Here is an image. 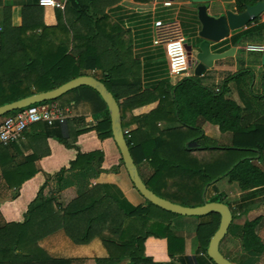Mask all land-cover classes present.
Returning <instances> with one entry per match:
<instances>
[{"label": "crops", "instance_id": "obj_1", "mask_svg": "<svg viewBox=\"0 0 264 264\" xmlns=\"http://www.w3.org/2000/svg\"><path fill=\"white\" fill-rule=\"evenodd\" d=\"M58 1H64L62 10L41 7L37 4V0H0V33L7 36L11 35L9 29L12 28L16 29L15 32H17V28L22 23L21 12L27 9H30L31 20L40 22L44 26H57L58 16L60 15L64 24V27L61 26L60 28L63 31L68 29L69 32L81 31L85 33L97 30L100 37L95 44L103 52L100 61L103 65L113 64L114 66L113 79L117 83L114 89L117 92H128L132 96L135 93L153 95V97L149 96V99L140 105L123 108L121 124L122 129L129 132L128 138L132 135L135 141L142 143L143 141H152L156 136L162 135L164 138H170L172 142L176 141L178 144H183L189 138L195 136L196 133L192 129L180 126L178 123L174 116L173 105L167 98L168 95L166 96L167 99L165 98L163 101L158 96L161 93V87L165 83L166 76L158 78L154 76L153 57L159 48L152 43L153 32L151 29V23L156 18L173 19L181 26L182 19L188 17V21L185 19L187 24L189 19L196 15L190 0H75V5L79 6L83 16L80 19H76L75 12L77 11H72L67 0ZM166 1H169L171 5L165 7L163 3ZM209 4L208 12L211 15H218L225 10L234 11L232 0H212ZM155 12H157L156 16L153 15ZM90 17L99 19L97 25L92 23ZM251 27L259 28L258 34L255 33L245 38L239 44H229V48H236L234 55L214 62L213 67L204 71L201 76H195L192 68L193 74H188L186 77L198 78L203 86L215 91L225 87L227 90L225 97L241 105L238 92L239 86L235 79L225 82L229 77L241 73L245 74L244 78L247 86H251L255 94H260L261 77L264 73V12L257 18L256 22L251 23ZM246 28L242 29L245 30ZM198 30L199 24L196 31ZM232 33L230 32L229 37ZM18 43L14 39L6 40L5 47L6 49L9 46L16 48ZM80 43L85 45V41L77 40L75 42L70 39L67 47L71 51L74 44L78 45ZM215 44L218 43H212L211 49ZM250 45L260 46L263 49L250 50L248 49ZM107 49L110 51L107 52ZM212 51L218 52L213 49ZM165 67L167 70L166 57ZM96 73L100 74L101 71L98 70ZM157 86H160V89H157ZM124 99H120L118 103H122ZM64 109L69 111L70 118L81 117L73 130L91 129L97 123L89 105L81 103ZM100 118L101 116H99ZM198 124L203 135L207 138L216 141L218 144L222 141L229 144L230 133H221L217 125L201 119ZM30 128L23 140L18 141L15 146L7 148L8 157L11 158V161H6L7 164L4 169L10 170L11 167L17 164L27 162L28 157H34V159L20 168L19 174L12 173V176L9 175V181H4L0 174V225L4 223L22 225V223H25L26 226H29L30 224L31 226L26 229V234L23 237L25 248L34 250V246L37 245L46 256L51 259H65L68 264H138L140 262L163 264L170 261L168 240L165 238L167 236L163 234V229H165L166 235L171 234L182 239V246L174 249L175 257L181 254L194 255L200 248L196 228L203 219L174 216L155 210H151L152 218L143 223L137 221L135 224L138 228L143 224L144 229L151 230V235L146 237L142 244L143 259L130 258L132 255H138L136 247L128 249L120 247L123 241L133 239L136 232H133V230L125 234L123 232H112L111 225H109L110 219L107 221L108 224H103L102 228L91 236H84L81 232L77 235L74 234L73 237L77 240H83L79 243L74 242V239L71 236L69 237L64 230L67 224L65 226L59 224V211L67 210L68 213H72L78 209L88 207L93 200L95 201L101 197L102 193L100 191L92 192L95 187L103 184L116 186L124 198L134 207H146V200L132 185L123 164H121V157L113 138L99 139L96 131L88 130L77 135L74 139L72 136L70 140L74 142V147L68 148L52 138H46L45 140L33 138L34 134L32 131L30 132ZM45 150H48L49 153L43 156L40 155ZM96 150L103 153L102 172L93 178L82 181L81 186L71 184L60 189L57 179L58 172L61 169H68L78 153L87 154ZM36 155L38 156L36 157ZM203 155L202 151H195L188 158H193L194 163L201 164ZM168 156L165 153L159 154V158L163 161H173L174 163L171 162V164L177 165L175 164L177 162L169 159ZM174 158L178 159L180 157L175 155ZM151 159V157L142 159L136 165L142 180H148L155 173V165L151 163ZM186 160L184 159L183 163ZM113 168H115V171L112 170ZM163 168L164 171H162ZM163 168L161 169L163 173L161 180L153 182V185L160 190L168 191L170 185H174L173 190L176 192L181 185L173 184V181H177V183L181 181L183 184L187 182L185 178L180 180L164 177L168 166ZM19 181H21L20 184L16 185ZM216 182L217 180L204 188L206 201H210L220 193L224 194L227 190V188H224L228 184L218 188V182ZM242 193H244L242 199H237L238 201L234 203L238 209L257 205L255 202H258L260 197H264V187L242 191ZM38 194H41L42 202L47 203L44 206L45 213L50 212V215L33 214L28 223V209ZM82 194L87 195L88 198H85L84 195L79 198ZM250 212L251 210H247L246 213H242L240 215L241 220L238 218L236 223H232L235 227L228 231L223 239L222 246L219 245L220 252L235 262L236 260L233 259L234 254L226 247L230 244H232L230 247L238 244L236 249L238 247L240 249V239L236 235V230L246 220H252L246 216ZM72 218V220H69L72 226H69L68 230L75 233L80 230L78 224L83 221L86 222V217L83 215L79 218ZM121 220H123L124 226L130 224L133 228L132 219H124L121 215ZM161 234L162 237L159 236ZM258 235L260 236V234ZM29 239L30 245L28 244ZM33 241H36V243L34 244ZM237 252L239 253L238 250ZM259 256L261 259L262 254ZM256 257H248V260L241 264H246ZM259 264L264 263L261 260Z\"/></svg>", "mask_w": 264, "mask_h": 264}, {"label": "trees", "instance_id": "obj_2", "mask_svg": "<svg viewBox=\"0 0 264 264\" xmlns=\"http://www.w3.org/2000/svg\"><path fill=\"white\" fill-rule=\"evenodd\" d=\"M232 1L234 10L242 12L245 6L253 5L259 0ZM67 3L72 11H77L75 12L76 19L83 17L79 6L75 5V0H67ZM21 13L22 23L17 28V32H15L16 29L12 28L9 29V34L11 35L7 36L4 33H0V99H4L0 105L27 97L33 93L54 89L73 78L83 75H91L100 80L117 103L120 99L125 98L122 103H118L121 117H123V108L140 105L148 100L149 96L153 97V95H139L136 93L132 96L128 92H117L114 89L117 84L113 79L114 66L113 64L103 65L100 61L103 52L95 44L100 37L97 30L85 33L81 31L69 32L68 29L63 31L60 28L61 26L64 27L63 20H61L62 16L60 15L58 16V25L48 27L40 22L32 21L30 9ZM90 20L94 25H97V21H99L97 17L93 19L90 17ZM256 20L251 23L256 22ZM251 23L246 26L245 30L235 31L228 39L213 45L212 49L223 52L229 48V44H239L245 38L255 33L258 34L259 28L251 27ZM198 24L196 15H193L189 19L188 29L191 38L195 42L198 41L196 37ZM12 39L17 40L20 44L18 43L16 48L9 46L6 49V40ZM70 39L75 42L77 40L85 41V45L82 43L74 44L71 47V51H69L67 43ZM157 48L159 49H157L153 57L154 76L156 78L166 76L165 83H163L161 93L158 96L163 101L168 95L167 98L173 105L174 116L180 126L190 128L196 134L183 144H178L176 141L172 142L170 138H164L162 135L156 136L152 141L148 140L142 143L135 141L132 135L129 138L125 137L135 165L142 159L150 157L152 158L151 163L155 165V173L148 180H142L146 187L161 198L188 207L202 205V194L205 193L204 188L221 177H227L229 184L236 183L240 191H250L264 187V73L261 77V93L258 95L253 92L251 86H247L244 78L245 74L237 73L226 79L225 82L232 79L237 82L241 101V105H239L225 97L227 91L225 87L215 91L203 86L198 78L185 77L177 79L176 77L168 76L164 51L160 47ZM98 70L101 71V76L96 73ZM157 89H160V86H157ZM53 101L61 109L74 107L81 103L89 105L94 118L97 120L96 125L91 129L73 130V127L81 120V117L68 118L63 123L56 122L51 126L45 123H37L31 125V128L29 127L30 132L32 131L34 134L33 138L39 140L52 138L68 148L74 147V142L70 140L72 136L74 139L77 135L88 130L96 131L99 139L112 138L107 107L94 89L80 86L66 92ZM15 112L17 110L6 115ZM99 116H101L100 119ZM200 119L217 125L221 133H230L229 144L219 145L216 141L203 135L198 124ZM27 133L26 131L25 134ZM15 145L16 143L8 145L0 143V174L4 181H9L8 177L9 175L12 176V173H15V175L19 174L20 168L26 166L27 162L34 159V157H28L27 162L17 164L11 167L10 170H5L6 161H11V158L8 157L7 148ZM195 151H202L204 154L201 164L194 163L193 158H188ZM219 152H243L244 156L229 160L232 162L226 166L225 162L228 159L225 162L219 161ZM48 153L49 151L45 150L40 155L43 156ZM160 153H165L166 156L169 153L168 158L177 162L175 163L177 165H172L171 162L173 161H163L159 158ZM175 155L180 158H174ZM184 159L187 160L183 163ZM102 160L103 153L99 150L87 154L78 153L68 169H61L58 172L59 188H66L71 184L81 186L80 183L82 181L99 175L102 172ZM121 164H123L122 160ZM165 166H168V170H166L164 177L180 180L185 178L187 180L185 184L181 181L179 183L177 181L172 182L173 184L181 185L176 192L173 190L174 185H170L168 191H162L153 185V182L159 181L163 177L162 171H164L163 167ZM162 168L163 170L161 171ZM112 170L115 171V168ZM20 182L16 183V185H19ZM94 191H100L102 193L101 197L95 201L93 200L88 207L78 209L72 213H68L67 210L59 211V224L60 226L67 224L64 230L69 237L71 236L74 239V242L83 241L73 237L74 234L77 235L81 232L84 236H91L102 228L103 224H108L107 221L110 219L109 225H111L112 232H123L124 234L132 230L136 232L133 239L123 241L120 247L125 249L136 247L138 255H132L130 258L143 259L142 244L144 239L151 235V230L144 229L143 224L139 228L136 227L137 221L143 223L147 219L152 218L151 210L180 216L165 211L148 201H146V207H134L114 185H99L92 190V192ZM85 194L80 195L79 198L83 197V195L88 198ZM169 196H177L179 200ZM223 198L224 195L220 193L210 199V201L225 203ZM46 204L42 202L41 194H38L28 209V223L33 214L50 215V212L45 213L44 206ZM227 205L232 212L233 219L247 211L244 207H241L239 209L241 212L236 215L232 206L230 204ZM83 215L86 217V222L83 221L78 224L80 230L75 233L69 232L68 227L72 226L69 220H72V217L79 218ZM121 215H123L124 219H132L131 222L134 223L135 228L134 226L132 228L130 224L124 226ZM197 218L203 219V221L196 228L200 248L194 255L181 254L175 257L174 249L182 246V239L171 234L166 235L165 229H163V234L167 236L163 235V237L168 240V252L170 253V261L163 264H214L207 257L206 248L210 237L218 227L219 215L210 213ZM263 220L264 217L259 216L252 220H246L242 226L237 227L236 235L240 239L241 250L246 257H256L264 253V242L258 235ZM29 226L31 225L29 224ZM29 226H26L25 223H22V225L6 223L0 225V264H68L65 259H51L46 256L37 245L34 246V250L25 248L23 246L25 243L23 237ZM231 226L235 227L233 224ZM159 236L162 237V234ZM33 243L35 244L36 241H33ZM117 245L119 246V244ZM224 256L231 262L239 264L230 257ZM138 264L146 263L140 262Z\"/></svg>", "mask_w": 264, "mask_h": 264}, {"label": "water", "instance_id": "obj_3", "mask_svg": "<svg viewBox=\"0 0 264 264\" xmlns=\"http://www.w3.org/2000/svg\"><path fill=\"white\" fill-rule=\"evenodd\" d=\"M196 13L199 23V30L195 42V54H192V46L186 43L189 66H194V75L201 76L204 71L211 69L214 62L234 55L236 48L231 47L223 52H214L211 49L212 43H219L229 37L230 32L245 28L253 20L257 19L264 12V0H259L253 5L245 6L242 12L225 10L218 15H211L208 12L209 3L212 0H190ZM264 56V55H263ZM80 86H87L94 89L104 101L110 120V130L113 141L119 151L123 166L128 177L137 192L149 203L180 216L199 217L210 213L219 215V224L216 231L210 237L206 255L214 264H235L226 258L219 249L221 241L225 238L233 221V215L229 206L220 201H206L203 193L202 205L195 207L182 206L167 199L161 198L149 190L142 181L137 167L129 152L126 138L123 135L120 109L117 101L98 79L90 75H83L73 78L60 86L43 92L33 93L27 97L0 105V117L23 109L29 105L46 101H53L66 92Z\"/></svg>", "mask_w": 264, "mask_h": 264}, {"label": "built area", "instance_id": "obj_4", "mask_svg": "<svg viewBox=\"0 0 264 264\" xmlns=\"http://www.w3.org/2000/svg\"><path fill=\"white\" fill-rule=\"evenodd\" d=\"M37 4L41 7L60 10L64 8V1L58 0H37ZM163 5L167 7L171 3L166 1ZM151 29L152 43L164 51L168 75L176 77L182 73L185 74L189 68V58L180 24L173 19L156 18L151 23ZM248 49L261 50L263 47L250 45ZM68 118H70L69 111L61 109L54 101L29 105L3 117L0 122V143L8 145L23 140L25 132L33 124L45 123L51 126L56 122L63 123ZM123 135L128 137L129 132L123 130Z\"/></svg>", "mask_w": 264, "mask_h": 264}, {"label": "rangeland", "instance_id": "obj_5", "mask_svg": "<svg viewBox=\"0 0 264 264\" xmlns=\"http://www.w3.org/2000/svg\"><path fill=\"white\" fill-rule=\"evenodd\" d=\"M175 1H180V0H175ZM210 5V4H209ZM157 12H155L153 15L156 16ZM186 21H188V17L185 18ZM185 19H182V32H183V35H184V38H185V43L189 44L192 46V54L194 55L195 53V41L194 39L191 38V34H190V31L188 29V22L187 24L185 23ZM180 20H181V16H180ZM193 66L192 67H189L186 71V73H182L180 74L179 76H176L177 79H183L186 77V75H191L193 74V70H192ZM2 100L4 99H0V103L3 102ZM3 119V116L0 117V122L2 121ZM228 140V139H227ZM218 144V143H217ZM228 143L226 141H222L219 143V145H227ZM219 161H223L225 162L226 159H228V161L225 162L226 166L227 165H230V163L232 161H229L231 159H236V158H240V157H243L244 156V153L243 152H228V153H224V152H219ZM258 165H260L258 163ZM215 167H216V164H215ZM227 168V167H226ZM218 182V183H217ZM217 187L218 188H221L222 185H226L228 184V186L226 185V187L224 189L227 188V190L224 192V198H223V201L226 203V204H230L234 210V212L236 213V215H238V213H240L241 211L236 207V205L234 204L235 202H237L238 200L242 199V197L244 196V193H242V191L239 190V188L237 187V184L236 183H232V184H229L228 183V180H227V177H221L217 180ZM228 188H229V191H228ZM203 195V194H202ZM170 198H173L175 200H179V197L177 196H169ZM238 199V200H237ZM257 205H252V206H249V208H246L244 207L246 210H251V212L249 214H247L246 216L251 218V219H255L256 217H259V216H262L264 217V197H260L259 198V201L258 202H255ZM234 204V205H233ZM246 213V212H245ZM240 218V216H238ZM237 218H234L232 223H236L237 222ZM241 220V218H240ZM233 226H230V230L232 229ZM258 234H260V238L262 239V241L264 242V220L261 222V225H260V228H259V231H258ZM227 238V237H226ZM223 241H221V244L220 246H222L223 244ZM232 245V244H230ZM227 246L226 249H230V251L234 254V257L233 259L236 260V262H238L239 264L245 262L246 260H248V257H246V255L242 252L241 250V246H240V249L237 246L235 245L234 247H230ZM235 249V250H233ZM239 251V253L236 251ZM262 260V263H264V253L262 254V258L260 259V256L255 259H251L250 262L246 263V264H259Z\"/></svg>", "mask_w": 264, "mask_h": 264}]
</instances>
